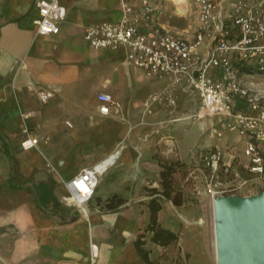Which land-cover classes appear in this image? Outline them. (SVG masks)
I'll return each mask as SVG.
<instances>
[{"label": "crops", "instance_id": "1", "mask_svg": "<svg viewBox=\"0 0 264 264\" xmlns=\"http://www.w3.org/2000/svg\"><path fill=\"white\" fill-rule=\"evenodd\" d=\"M36 1L0 0V264H148L135 245L140 234H145L144 247L152 260L174 264L162 257L166 248L145 231L153 198L148 189H161L162 167L156 156L168 152L191 163L199 151L220 147L227 162L243 169L247 159L242 142L237 141L239 153L226 140L224 146L215 142L222 137L214 133H222L218 117L206 118L212 132L203 140L206 120L192 128L165 123L172 108L153 103L149 112L144 102L170 80L147 77L129 62L125 48L89 45L85 29L120 21L121 0H61L67 15L60 32L50 35L36 30ZM41 89L54 94L42 102L37 94ZM100 92L115 102L109 115L99 111ZM176 97L177 114L197 109V98L183 85ZM172 130H184L185 138L176 139ZM28 136L37 146L24 150L21 144ZM118 149V161L100 177L85 211L65 204L66 183ZM48 178L53 196L65 209H59L60 218L37 203L35 185ZM259 185L264 188V182ZM61 189L65 194L60 195ZM115 194L125 202L108 211L106 202ZM164 201L158 213L164 228L179 233L181 241L199 232L190 220L193 215L184 210L178 212L187 224L173 222Z\"/></svg>", "mask_w": 264, "mask_h": 264}, {"label": "built area", "instance_id": "2", "mask_svg": "<svg viewBox=\"0 0 264 264\" xmlns=\"http://www.w3.org/2000/svg\"><path fill=\"white\" fill-rule=\"evenodd\" d=\"M193 7L198 22L189 38L164 26L163 0H121L122 19L90 26L84 38L96 49L125 48L129 62L147 77L170 80L165 89L144 102L149 112L153 103L168 105L175 112L176 89L183 85L198 100L189 117H218L223 126L239 133L247 159L245 165L239 164L243 169L227 162L220 147H209L195 155L185 181L192 182L198 194L205 192L215 199L260 192L264 190L259 185L264 182V98L242 83L241 69L264 73V0H193ZM36 8L37 32L58 34L67 15L61 0H37ZM37 94L46 102L54 93L41 89ZM97 100L100 113L109 115L115 105L113 97L100 92ZM178 120L181 117L170 121ZM214 133L222 135L217 129ZM21 146L30 150L37 146V140L28 136ZM119 157L116 150L84 168L66 183L68 194L63 202L79 209L86 206L100 177Z\"/></svg>", "mask_w": 264, "mask_h": 264}, {"label": "rangeland", "instance_id": "3", "mask_svg": "<svg viewBox=\"0 0 264 264\" xmlns=\"http://www.w3.org/2000/svg\"><path fill=\"white\" fill-rule=\"evenodd\" d=\"M182 5H178L175 0H163L164 4V22L171 29L181 33L184 36H192L197 26V14L193 7V0H185ZM241 81L245 86L254 92H258V96L264 98V73L252 72L250 70H243L241 75ZM172 117L165 121L167 124H174L171 122L172 118L181 117V120L176 122L182 123L183 128L190 127L194 124H199L201 121L207 122L206 129L202 131V140L207 138L212 130L210 129L209 121L206 118L199 119L196 117H189L194 112L185 111L182 113L171 112ZM188 125V126H187ZM194 128V127H193ZM222 132L220 139L215 137L217 144L224 146L225 142H229L233 150L239 153L240 145L237 141L240 140L238 132H233L227 129L225 126H218ZM185 131L177 132L172 130L170 134L176 139H184ZM226 140V141H225ZM205 147L211 145H204ZM162 159H170V153H165L159 156ZM182 162V161H181ZM184 163V162H183ZM184 167H179L174 175L175 190L180 191L183 195V205L175 206L172 201H164L169 204L170 219H173L179 227H183L187 224L184 215H179L178 210H184L187 213L193 215L191 221H195L194 224L199 226V232L192 237H187L184 240H179L177 245H171L166 248L165 256L168 260H173L174 264H217L214 257V242H213V209L211 205V198L205 192L198 194L193 187L192 182H186V175L190 162L185 163ZM60 195L65 194V190H60ZM258 192H245L240 195H252ZM173 203V204H172ZM177 256L173 257L174 254Z\"/></svg>", "mask_w": 264, "mask_h": 264}, {"label": "water", "instance_id": "4", "mask_svg": "<svg viewBox=\"0 0 264 264\" xmlns=\"http://www.w3.org/2000/svg\"><path fill=\"white\" fill-rule=\"evenodd\" d=\"M214 211L220 264H264V190L217 197Z\"/></svg>", "mask_w": 264, "mask_h": 264}, {"label": "trees", "instance_id": "5", "mask_svg": "<svg viewBox=\"0 0 264 264\" xmlns=\"http://www.w3.org/2000/svg\"><path fill=\"white\" fill-rule=\"evenodd\" d=\"M243 70L249 69L243 67L241 69V73ZM156 157H158V161L162 167L160 173L161 189H148L150 195H152L153 198L149 203L150 221L145 231L152 233L153 242L161 245L164 248H167L171 245H177L180 240V235L177 232L164 228L159 223L158 213L162 209L160 200L172 201L174 205L178 207L183 205V195L180 191L175 190L173 177L177 172V169L179 167H184L186 164L180 160L162 159L159 156ZM51 183L52 178L41 180L36 183L35 187L37 189V203L50 216L54 218H60L62 214H58L59 209H65L62 208L61 204L53 196ZM124 202V198L115 194L107 200L106 208L108 211H117ZM144 237L145 234H140L135 243L139 254L148 264H160V260H152L150 258V251L144 247L146 244ZM164 256L165 253L162 257Z\"/></svg>", "mask_w": 264, "mask_h": 264}, {"label": "bare ground", "instance_id": "6", "mask_svg": "<svg viewBox=\"0 0 264 264\" xmlns=\"http://www.w3.org/2000/svg\"><path fill=\"white\" fill-rule=\"evenodd\" d=\"M176 3L180 6L183 2H186L185 0H175ZM116 151V150H115ZM119 153H121V150H117ZM67 195H64L63 197H66ZM62 197V199H63ZM71 201V199H70ZM211 205L213 209V242H214V257L217 264H220L219 257H218V245H217V237H216V221H215V211H214V199L211 200Z\"/></svg>", "mask_w": 264, "mask_h": 264}]
</instances>
